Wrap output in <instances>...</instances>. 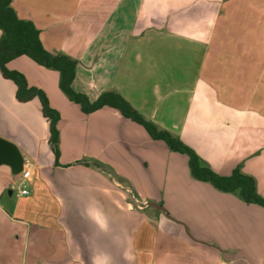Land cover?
I'll list each match as a JSON object with an SVG mask.
<instances>
[{
  "label": "crops",
  "instance_id": "crops-1",
  "mask_svg": "<svg viewBox=\"0 0 264 264\" xmlns=\"http://www.w3.org/2000/svg\"><path fill=\"white\" fill-rule=\"evenodd\" d=\"M12 4L46 50L78 62L77 92L120 93L216 173L253 176L264 197V0ZM8 68L60 113V158L40 101L19 102L0 71V137L31 172L0 166V264H264L263 207L195 180L187 156L116 109L85 114L58 71L27 56Z\"/></svg>",
  "mask_w": 264,
  "mask_h": 264
},
{
  "label": "trees",
  "instance_id": "trees-1",
  "mask_svg": "<svg viewBox=\"0 0 264 264\" xmlns=\"http://www.w3.org/2000/svg\"><path fill=\"white\" fill-rule=\"evenodd\" d=\"M0 71L17 86L16 98L21 103L38 99L42 114L49 123V146L58 164L60 158V113L51 107L46 93L39 88L30 87L26 77L17 71H11L8 64L13 59L27 56L37 64L60 73V87L71 102L79 105L85 114H91L104 107L116 109L126 119H130L147 131L153 140L166 143L175 153L187 156L192 177L200 182L211 184L224 193H238L248 205L264 208V197L257 190V182L251 175L237 167L230 175H220L207 165L197 152L185 144L178 136L159 128L147 120L120 93L109 91L102 93L92 101L86 94L73 88L78 62L67 55L46 50L40 40V30L33 21L21 19L13 7L12 0H0ZM82 163V162H80ZM88 164V162H84ZM97 166L96 164H94Z\"/></svg>",
  "mask_w": 264,
  "mask_h": 264
},
{
  "label": "water",
  "instance_id": "water-1",
  "mask_svg": "<svg viewBox=\"0 0 264 264\" xmlns=\"http://www.w3.org/2000/svg\"><path fill=\"white\" fill-rule=\"evenodd\" d=\"M24 162L25 159L19 147L15 143L0 137V166L2 165L9 166L14 175H19L24 170ZM148 206L153 207L155 210L163 213L167 218L178 222L177 220H175L173 217L170 216V214L168 213L167 209L164 206L153 202L148 203ZM178 223L183 225L186 231L188 232L187 227L185 226L184 223L182 222H178Z\"/></svg>",
  "mask_w": 264,
  "mask_h": 264
},
{
  "label": "built area",
  "instance_id": "built-area-1",
  "mask_svg": "<svg viewBox=\"0 0 264 264\" xmlns=\"http://www.w3.org/2000/svg\"><path fill=\"white\" fill-rule=\"evenodd\" d=\"M23 178H25V179H28V178H30L31 177V172L29 171V170H25V171H23ZM21 195H28L29 194V191L26 189V188H23V189H21Z\"/></svg>",
  "mask_w": 264,
  "mask_h": 264
},
{
  "label": "rangeland",
  "instance_id": "rangeland-1",
  "mask_svg": "<svg viewBox=\"0 0 264 264\" xmlns=\"http://www.w3.org/2000/svg\"><path fill=\"white\" fill-rule=\"evenodd\" d=\"M20 184H21V182H18L16 184L15 189H14L15 192H17L18 188L20 187ZM134 207H137V206H134ZM142 207H144V206H142Z\"/></svg>",
  "mask_w": 264,
  "mask_h": 264
}]
</instances>
